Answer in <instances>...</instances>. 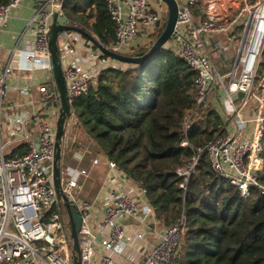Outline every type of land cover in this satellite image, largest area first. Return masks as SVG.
<instances>
[{"label":"built area","instance_id":"obj_1","mask_svg":"<svg viewBox=\"0 0 264 264\" xmlns=\"http://www.w3.org/2000/svg\"><path fill=\"white\" fill-rule=\"evenodd\" d=\"M24 0H8L0 5V30L12 8ZM35 12L29 22L34 39L21 53L20 64L40 69L42 79L23 88L29 105L37 111H23L8 119L7 142L0 138V264H72V243L68 217L57 201L52 182L55 124L60 99L53 81L48 46L53 16L60 24L72 25L64 15L65 0H34ZM114 27L115 43L107 49L122 55L146 28L163 29L168 15L166 5L158 12L148 0H103ZM178 7L175 34L164 45L181 57L195 73V108L213 99L225 121V133L196 148L187 162L175 171L178 188L187 190L201 154L219 178L235 187L243 197L255 182L260 164L264 131V0H175ZM159 2H161L159 0ZM162 3V2H161ZM224 8H220L222 5ZM219 11V12H218ZM217 12L219 15H217ZM69 34V35H68ZM97 43L103 46L98 39ZM225 35L234 52L225 58L220 41L210 44L212 56L228 60V66L211 62L206 47L209 40ZM104 47V46H103ZM58 58L68 102L85 96L105 70L123 63L105 56L96 45L75 32L57 38ZM220 67H226L221 72ZM261 70V76H257ZM13 75L9 66L0 68V115L8 90L6 81ZM44 77V78H43ZM194 111L184 117L185 139L180 147L192 146L187 131ZM21 144L23 154L9 156L8 144ZM61 191L69 206L81 218L77 233L80 264H173L185 233L183 220L164 227L145 197V190L132 182L116 163L106 158L90 160L89 168L78 167L82 156H75L76 167L62 168ZM103 164L105 174L95 196L81 198L90 168ZM66 179V180H64Z\"/></svg>","mask_w":264,"mask_h":264},{"label":"trees","instance_id":"obj_2","mask_svg":"<svg viewBox=\"0 0 264 264\" xmlns=\"http://www.w3.org/2000/svg\"><path fill=\"white\" fill-rule=\"evenodd\" d=\"M7 1L0 0V5ZM64 15L104 47L114 45V27L103 0H65ZM194 81L184 59L163 46L140 64L102 72L88 93L72 102V109L92 141L91 153L116 163L145 190L159 223H185L173 264H264V131L257 185L246 197L212 171L204 153L186 192L178 188L175 171L194 149L225 133L212 98L195 108ZM189 111L194 112L187 141L193 149L180 147ZM24 152L20 146L16 154ZM99 166L105 170L102 164L93 169Z\"/></svg>","mask_w":264,"mask_h":264},{"label":"crops","instance_id":"obj_3","mask_svg":"<svg viewBox=\"0 0 264 264\" xmlns=\"http://www.w3.org/2000/svg\"><path fill=\"white\" fill-rule=\"evenodd\" d=\"M148 1L150 7L158 12L163 11V3L159 2V0ZM36 6L37 3L34 0H24L20 5L12 8L0 30V68L9 66L13 71L12 77L6 81L8 90L2 103L4 111L0 115V138L3 142L8 141L6 130L8 119L12 114L23 111L32 116L37 111L36 107L29 105V98L23 92V88H27L31 83L36 84L39 82L43 74H41L40 69L31 70L22 67L20 64L21 53L29 48L34 39L33 27L29 25V22L35 12ZM225 6L222 3L220 8H224ZM158 34L159 28L157 24L146 28L126 48V54L134 55L141 51L142 48L145 49V45L150 46ZM43 76L46 77V75ZM20 146L22 145L16 143L8 144L4 152L9 156H13L14 153L12 154V152H15L14 155H16ZM22 149H25V147L22 146Z\"/></svg>","mask_w":264,"mask_h":264},{"label":"water","instance_id":"obj_4","mask_svg":"<svg viewBox=\"0 0 264 264\" xmlns=\"http://www.w3.org/2000/svg\"><path fill=\"white\" fill-rule=\"evenodd\" d=\"M164 3L168 10L166 24L163 31L155 40L151 48L143 53L137 54L135 56H127L115 53L106 47L101 46L97 41L92 38L84 30L70 25L60 24L57 21L56 15L53 16L52 24L49 31V41L48 46L50 50V64H51V73L53 77L54 84L60 99V109L59 116L57 117L55 124V136H54V159H53V169H52V182L54 190L56 193L57 201L61 202L65 212L68 217V228L69 235L72 245L71 261L72 264H80V251L78 246L77 233L80 229L81 218L76 213L75 209L72 206H69L66 198L62 194L60 179H61V154L63 148H65V134L67 131V126L69 120L73 118L74 113L73 109L68 102L66 95V86L62 76V69L58 58L57 51V38L58 35L63 32H75L86 38L87 40L94 43L97 49L102 52L105 56L114 59L117 62L123 64H140L147 58H149L155 51L163 48V46L171 39L172 34H175L174 29L177 21L178 7L175 0H160Z\"/></svg>","mask_w":264,"mask_h":264},{"label":"rangeland","instance_id":"obj_5","mask_svg":"<svg viewBox=\"0 0 264 264\" xmlns=\"http://www.w3.org/2000/svg\"><path fill=\"white\" fill-rule=\"evenodd\" d=\"M218 12H217V15H219ZM163 29H159L158 36L163 31ZM84 31L87 33H91L87 29ZM158 36H156V38L154 39V42ZM225 37H226L225 35H220V37L218 38L210 39L209 45L206 47L207 53H209V56H211L210 57L211 62L215 65L217 62H220L221 64V60L220 59L217 60V57L212 56L211 50H210L211 43L215 42L216 40L222 42L223 45L226 47V55L224 57L227 59H229V57H231L232 53L234 52L235 46L233 44L228 45L225 42ZM154 42L150 46L145 45L144 46L145 49L142 48L141 51L142 50L148 51L151 48V46L154 44ZM225 58H224L225 60L224 64L222 63L220 66H223V65L226 67L228 66V60ZM226 67H220V69H222L221 72L223 73L226 72L227 71ZM65 138H66L65 151H64L65 156L63 158L62 168H65L66 166L76 167L78 165L77 164L78 159L75 156L83 157V160L78 165V167H83V168H87V167L89 168L88 165L91 159H94L97 157L103 159L101 156L91 153V148H92L91 142L92 141L90 140V138L86 137L85 131L78 123L75 115L73 116V118L69 120ZM103 167L105 166L103 165ZM90 169L91 170L89 172V177L85 180V183L83 185V191L81 193V198L87 201L91 200L97 193L102 183V180L104 178V173H105L104 172L105 170L103 171L102 167L100 166L96 170H94L93 168H90Z\"/></svg>","mask_w":264,"mask_h":264}]
</instances>
